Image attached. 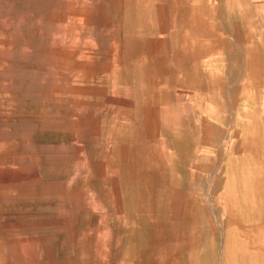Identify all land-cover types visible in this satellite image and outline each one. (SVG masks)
I'll return each instance as SVG.
<instances>
[{
	"label": "rangeland",
	"instance_id": "obj_1",
	"mask_svg": "<svg viewBox=\"0 0 264 264\" xmlns=\"http://www.w3.org/2000/svg\"><path fill=\"white\" fill-rule=\"evenodd\" d=\"M0 264H264V0H0Z\"/></svg>",
	"mask_w": 264,
	"mask_h": 264
}]
</instances>
